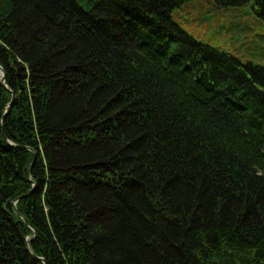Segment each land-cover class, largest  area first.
<instances>
[{
	"label": "trees",
	"instance_id": "1",
	"mask_svg": "<svg viewBox=\"0 0 264 264\" xmlns=\"http://www.w3.org/2000/svg\"><path fill=\"white\" fill-rule=\"evenodd\" d=\"M189 1L0 0V264H264V67Z\"/></svg>",
	"mask_w": 264,
	"mask_h": 264
},
{
	"label": "rangeland",
	"instance_id": "2",
	"mask_svg": "<svg viewBox=\"0 0 264 264\" xmlns=\"http://www.w3.org/2000/svg\"><path fill=\"white\" fill-rule=\"evenodd\" d=\"M174 22L197 41L219 49L244 64L264 66V21L251 4L219 9L212 0H194L177 9Z\"/></svg>",
	"mask_w": 264,
	"mask_h": 264
}]
</instances>
